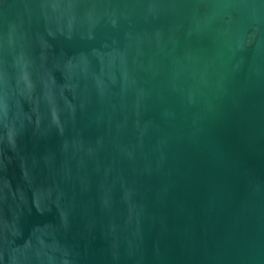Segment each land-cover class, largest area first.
Returning a JSON list of instances; mask_svg holds the SVG:
<instances>
[{"label":"water","instance_id":"1","mask_svg":"<svg viewBox=\"0 0 264 264\" xmlns=\"http://www.w3.org/2000/svg\"><path fill=\"white\" fill-rule=\"evenodd\" d=\"M0 264H264V0H0Z\"/></svg>","mask_w":264,"mask_h":264}]
</instances>
